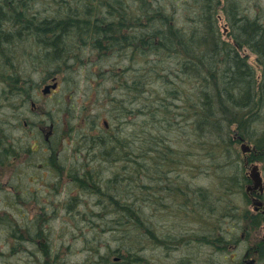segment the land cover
I'll return each instance as SVG.
<instances>
[{"label": "rangeland", "instance_id": "374dc122", "mask_svg": "<svg viewBox=\"0 0 264 264\" xmlns=\"http://www.w3.org/2000/svg\"><path fill=\"white\" fill-rule=\"evenodd\" d=\"M34 1H23L22 11L23 8L26 11L18 21L34 22L29 14L30 3ZM75 1L35 2L41 14L52 18L58 10H62L60 17L63 16L68 5L69 10H81V1ZM230 1L236 11L264 17V0H227L228 4ZM215 2L218 3L214 11L215 28L222 37H230L227 16L221 10L227 2ZM104 6L99 7V12L94 10L96 8L89 10L91 17L105 13ZM43 7L48 8L45 14ZM177 14L178 22L186 20ZM118 19V24L112 26L116 40L121 34L133 31L131 26L126 27L129 21L123 24V19ZM52 25L54 22L51 28ZM31 29V32L38 31L33 25ZM40 30L44 36L39 38L50 41L46 27ZM0 33L13 38L15 31L0 22ZM79 38L75 39L77 43L64 44L69 48L62 54L65 67L60 63L63 60L51 59L48 50L47 53L38 48L27 50L15 37L14 52L6 50V57L2 58L0 49V90H4L0 91V123L8 135L6 140L11 141L12 153L0 164V215H15L17 218H11L16 223L15 233L20 235L0 237V264H264V244L256 247L257 253L247 252L262 234L259 230L264 221L252 227L244 219L245 213L251 217L253 210L242 182L243 176L250 172L249 157L255 150V138L245 137L231 144L228 153L223 154L219 148L221 142L209 133L213 128L207 123L197 122V125L191 121L179 127L177 122L184 118L178 115V120H172L174 103H178L174 94L183 92L184 97H190L191 103L193 95H200L203 87L200 77L194 74L175 77L178 67L175 57L161 59L160 54L150 55V50L133 49L130 44L115 46L117 51L105 57L89 42L81 43ZM78 43L83 46L80 48ZM242 54L255 70L256 79H260L261 68L255 53L245 48ZM52 60L58 63L57 67L46 65L53 63ZM15 70L18 78L13 77V83L18 88L10 92L6 90L7 82L11 81L8 73ZM53 77L58 87L43 94L42 87L52 84ZM130 79L138 81L133 97L129 90L120 88L122 84L129 85ZM31 101L35 103L34 108H31ZM129 108L136 111L134 115H127L125 110ZM95 114L97 117L91 116ZM260 121L264 122V116ZM257 124L260 128L264 126ZM199 127L209 131L205 137L200 136ZM151 130L162 133L166 142L168 140L173 146L168 149L176 158L171 173L152 170L162 164L159 169H163L170 161L161 159L162 149L150 139ZM112 135L125 136L119 141L129 146V140L124 139L131 136L132 140L139 141L134 145H139L144 152L158 151L155 153L158 157L152 159L154 174L147 170L141 173V182L135 188L137 173H130V155L125 148L121 149L126 155L121 150V155L115 154L113 145L109 144ZM89 142H93L92 145ZM242 143L250 150L243 152ZM261 157L263 160L255 163L264 179V155ZM82 168L85 171L93 169V173H82ZM168 169L165 168L166 172ZM160 174L164 176L161 178ZM89 175L95 186H91ZM98 185H101V194L98 191L91 194L89 191ZM80 186L88 192L79 191ZM115 187L123 188V200L118 199L116 209H121L125 200L133 210L137 207L134 212L140 209L144 220L142 230L132 219H118L115 210L109 207L105 215L100 212L99 203H107L104 196ZM8 194H11L10 199ZM187 198H190L188 202ZM101 215L103 217L97 220ZM89 218H94L92 223L87 222ZM125 220L128 223L124 225ZM90 223L93 227L89 228ZM118 223L122 225L120 229L109 230L107 225ZM147 226L151 228L149 231ZM31 227L38 228L37 233L30 235ZM227 230H231V240L226 239ZM83 232L88 239H83ZM47 236L51 237L49 246L53 248L48 254L45 252ZM153 236L156 239L150 240ZM162 243L168 247L164 249ZM129 253L137 254L126 258ZM116 256L121 259L114 261Z\"/></svg>", "mask_w": 264, "mask_h": 264}, {"label": "trees", "instance_id": "16d2710c", "mask_svg": "<svg viewBox=\"0 0 264 264\" xmlns=\"http://www.w3.org/2000/svg\"><path fill=\"white\" fill-rule=\"evenodd\" d=\"M80 1L81 10L78 11L76 8L75 10H69L70 6L68 5L63 16L53 21L54 25H52V28L51 24L53 22L48 24L46 32L51 36V43L47 47L49 48L51 59H59V61L63 60L64 62L62 54L64 50H69L64 44L67 42L66 45H68L69 42L71 43V38L75 37L77 39L79 36L81 43L82 41L89 42L88 44L97 53H102V56L105 57L109 56V52L117 51L115 46L128 44L133 49L150 50L152 52L150 55L160 54L161 59L166 56H173V58L177 59L178 65L176 71H174L175 77L194 74L196 77H200L201 86L203 87L200 95L196 93L193 95L194 98L191 103L181 98L180 95L174 94V100H178L175 101L178 103L173 102L175 104L173 108L175 115L172 120L174 118L178 120V115L184 118L177 122L179 127L182 123L189 124L191 121L195 124L197 122L207 123L208 127L213 128V132L204 131V127H199L200 136L205 137L206 131L215 135V138H218V141L222 143L219 144V148L223 154L228 153L227 150L231 144L234 145L235 142L237 143L245 137L255 138L253 139L255 150L250 153L249 161L263 160L261 156L264 155V126L260 128V125L257 124V122L264 124V122L260 121L261 117L264 116V17H259L261 14L257 16L247 12L241 13L236 11L231 1L228 4L227 0H225V3H227L221 10L225 11L228 26L231 29L230 40H227L221 37L214 25L217 20V17L214 16V11L218 4L215 0ZM94 2H96V5ZM64 3L66 4L67 1H64ZM75 3H79V0L75 1ZM100 6L105 7V13L102 15L101 13H96V15L91 17L89 10L96 8L94 10L99 12ZM181 11H184V15L180 14ZM177 13H179L181 18L185 17L186 20L178 22L176 20ZM109 18L111 19L108 21ZM118 18L123 19V24L129 21L126 27L131 26L133 31L126 35L122 34L116 40L113 37L112 26L114 27L118 24ZM91 37H94V39ZM230 41H233V43ZM99 45H103V47L100 46L98 48L97 46ZM243 48L255 53L256 60L261 68L260 79H256L255 70L247 62L246 55L242 54L241 50ZM133 81L138 83L135 79ZM207 81L209 82L207 83ZM172 82L174 83V79H172ZM204 85L209 88L203 89ZM120 88L124 91L129 90L133 97V93H136L138 89V84L134 88L131 86L126 87L122 84ZM207 90H210L211 93ZM189 99L190 97H188ZM125 112L127 115H134L136 111L129 108ZM217 114L219 116L214 118ZM148 116L152 118L151 113H148ZM91 123H94V121L92 120ZM168 123H171V121L168 120ZM2 125L0 123V164L12 156L11 141L6 140L8 135ZM151 132L153 135H151L150 139L154 140L156 145H160V149H162L161 159L164 161L165 158H168L170 161L163 169H159L163 166L162 164L157 169L152 170H156L157 173H171L176 158L168 149L170 147L173 148V146L168 140L169 144H166V136L162 135V133L155 130H151ZM124 137L112 135L109 144L113 145L115 154L121 155L123 152L121 148L127 149V152H124L130 155V173H137L135 175L137 179L136 182L134 180L133 185V188H135L141 182L140 174L146 173V170L151 171V167L154 164L153 160L158 157L155 153H158V151L146 150L144 152L138 147L139 145H134L139 141L132 140L131 136L124 139V141L129 140L130 146L123 144L119 140ZM89 143L92 145L93 142ZM209 150L213 151L212 149ZM124 152L123 154L126 155ZM213 152L215 153V151ZM138 166L139 168H137ZM144 166L150 167V169H146V167L144 169ZM167 167L169 169L166 172L165 168ZM81 170L82 173H93V170L85 171L83 168ZM248 182L247 176L244 175L242 184L246 185ZM117 192L121 193L118 190ZM7 197L10 199L11 194H8ZM112 201L118 203L116 200ZM120 208L118 210L115 208L114 213L118 215L120 211H126L130 215L132 213L133 215L135 214V209L133 210L131 205L125 207L121 205ZM245 216L243 218L249 221L248 224L252 227L259 224L258 220H255V216L249 217L246 213ZM11 217L17 218L15 215H0V237H12L1 234L4 231L3 227L1 228V225H3L1 223L4 220L8 221V224L4 225L6 226L5 230L8 228L10 234H12V230L15 232V222L12 225ZM226 232H228L226 236L231 237V233H229L231 230ZM230 237L229 239L231 240ZM227 242L226 240L225 245ZM221 246L219 248H222ZM219 248L218 250H220Z\"/></svg>", "mask_w": 264, "mask_h": 264}, {"label": "bare ground", "instance_id": "6f19581e", "mask_svg": "<svg viewBox=\"0 0 264 264\" xmlns=\"http://www.w3.org/2000/svg\"><path fill=\"white\" fill-rule=\"evenodd\" d=\"M10 2V4L9 5H7V2ZM23 1L24 0H0V22H1V25H7V27L8 28H11V30L14 32L15 31V33H14V35H13V38L15 37V39H16V41L17 42H20V45H22V46H25L26 48H27V50L29 49V50H35V49H40V50H43V52H45V53H47L46 51L47 50H49V48L47 47L48 45H49V43H51L50 41H49V39H40L39 38V36H44V35H42L43 33V31L42 30H40V27H46V29H48V24L52 21V20H57V19H59V17H60V15L62 14V10H58L57 11V14H55V15H53L52 16V18L51 17H49V16H47V15H43V14H41V10L40 9H38V8H36V2L35 1H38V0H35L34 2H32V3H30V7H29V14H30V16H31V18L33 19V21L34 22H31L30 20L27 22V21H18V17L19 16H21V14L23 13V11H26V10H24V8H23V11H22V7H21V4H23ZM26 1V0H25ZM5 4V5H4ZM66 9V8H65ZM65 9H64V11H65ZM42 10L44 11V14H45V12H47L48 11V8L47 7H43L42 8ZM65 13V12H64ZM180 14L181 15H184V11H181L180 12ZM16 22V24L17 25H15L14 26V23ZM17 22H19V23H17ZM19 24V25H18ZM34 26V27H36V28H38V31L37 32H31L30 30H33V29H31V26ZM216 27H217V25H216V23L214 24ZM5 27V26H4ZM3 27V28H4ZM218 29V28H217ZM122 33H123V31H121ZM129 33V32H128ZM128 33H126V34H128ZM38 34V35H37ZM227 34V33H226ZM225 34V35H226ZM24 37H23V36ZM124 35V34H123ZM221 35V34H220ZM33 36V37H32ZM121 36H122V34H121ZM29 37H30V39H29ZM37 37V38H36ZM221 37H222V35H221ZM12 37H10V36H7V35H4L3 33H0V49L2 50V52H3V56H1L2 58H5L6 57V54H5V51L6 50H8V51H10V52H14L15 50V45H17V42L15 43V41H14V39H13ZM92 39H94V37H91ZM223 39H227V40H230V37H226V38H224V37H222ZM29 39V40H28ZM70 41L71 42H73V43H77V41H75V37L74 38H71L70 39ZM231 43H233V41H230ZM30 43H32V45H30ZM5 44V46H3ZM79 44V43H78ZM35 46H36V48H35ZM81 46H83L82 44H79V47L81 48ZM100 46H102L103 47V45H99V46H97L98 48H100ZM245 48H243L242 50H244ZM241 50V51H242ZM12 54V53H11ZM245 55V54H244ZM47 57V56H46ZM35 58H37L36 56H35ZM176 59V58H175ZM177 60V59H176ZM62 65H63V67H65L66 66V60L64 61V62H60ZM52 65V67H54V66H56L57 67V65H58V63H47L46 65ZM163 68H164V66H162ZM161 67V72L163 73L164 71H163V68ZM35 69V68H34ZM165 69V68H164ZM37 71H38V66H37V69H35V72L37 73ZM9 75L8 76H10L11 77V81H9V82H7V87H6V90H8V91H10V92H12L13 91V88H18V87H16V86H14V83H13V77H17L18 78V76L16 75V70L15 71H11V73H8ZM210 76V75H209ZM121 84H122V82H121ZM138 83L137 82H135V81H133L132 79H130V84L129 85H127V84H124L126 87H128V86H131L132 88H134V87H136V85H137ZM205 86V85H204ZM39 87V86H38ZM207 88H209L208 86H205L203 89H207ZM3 90V89H2ZM2 90H0L1 92H2ZM4 91V90H3ZM51 90H46V86L44 85L43 87H42V89H41V92L43 93V94H47V93H49ZM209 93H211L210 92V90H207ZM179 92V91H178ZM14 94V93H13ZM183 92L181 93V95H180V97L181 98H183V99H185V100H187V102L188 103H190L189 102V100H188V97H184L183 95ZM14 96H15V94H14ZM28 101V100H27ZM23 103H21V105H22ZM35 107V103L33 102V101H31V108H34ZM91 116H93L94 118L95 117H97V115L95 114V115H91ZM92 125H94V124H91V126ZM30 149H32V147H30ZM45 149V148H44ZM91 170H93V169H91ZM127 173V172H126ZM160 176H161V178L164 176V175H161L160 174ZM166 176V175H165ZM136 179H137V177L135 178V182H136ZM143 179V178H142ZM89 180H90V182L93 184V185H91V186H95V183L92 181V179H91V177H90V175H89ZM94 181H95V179H94ZM143 181V180H142ZM158 182H163V181H159L158 180ZM144 184L145 185H147V183L146 182H144ZM81 188L79 189V191H81V192H88V191H86L85 190V188H84V186H80ZM98 187H99V189H98ZM149 187V186H148ZM149 188H151V187H149ZM187 188V187H186ZM122 189L123 188H121V187H118V188H113V189H111V193L110 194H108L107 196L105 195L104 197H106L105 199L108 201L107 203H105V202H101V203H99L100 204V206H101V213H104V215L106 214V209L109 207V208H111L112 209V211L113 210H116L115 208V205H117V203L115 202H113L112 200H116V201H118V199H119V201L123 198V195L121 194V193H118L117 192V190L118 191H122ZM97 191L101 194V192H102V188H101V185L99 186H97V187H94V188H92V190L91 191H89L91 194H93V193H97ZM184 194H185V192L183 191V190H181ZM84 194V193H83ZM85 195V194H84ZM159 195V194H158ZM190 200V198H187V202ZM129 201L128 200H125V201H123L122 202V205L125 207V206H128V205H130V203H128ZM130 202H132V201H130ZM261 204H255V206H254V208L253 209H258L259 208V206H260ZM136 209H137V207H136ZM135 209V210H136ZM129 214L130 213H128V212H126V211H120V213L118 214V219H127V220H129V219H132V222H134L135 221V223L136 222H138V223H136V227H138L140 230H142L141 228L143 227V221L144 220H142V216H141V210L139 209L137 212H135V216L133 215V213L131 214V216L133 217H129ZM103 217V215H101V216H98V218H96L97 220H99L100 218H102ZM94 218H89L88 219V221L87 222H90L91 221V223L93 222L92 220H93ZM255 220H258V223L260 224L262 221H264V219H263V217H261V216H255ZM11 221V220H10ZM9 221V222H10ZM11 223H12V225H13V221H11ZM88 224V226L87 227H93V225L92 224ZM128 222L125 220V222H124V225L125 224H127ZM1 224H3V225H1V228L3 227V229H4V231L3 232H1V234H3V235H9V236H12V237H20V235H17L15 232H14V230H12V234H10V231H9V229L7 228L6 230H5V227L6 226H4L5 224H8V221H6V220H4L3 221V223H1ZM10 224V223H9ZM14 225H15V228H16V223H14ZM107 226H109L108 228H109V230L110 231H112V232H114V230H117V229H120L121 227H119V226H122L121 224H111V225H107ZM88 228V232H90V229ZM108 228H106V229H108ZM151 228H149L148 226H147V231H149ZM36 231H38V228H36L35 227V229H34V227H31L30 228V230H29V234L31 235L32 233H34V232H36ZM42 232L44 231V229L42 228V230H41ZM259 232H261L260 230H259ZM148 233V232H147ZM152 233H153V231H152ZM262 235V234H261ZM260 235V236H261ZM260 236H258L257 237V239H255L254 240V243H252L250 246H249V250L247 251V252H253L255 249H256V247H255V245H259L261 242H263V240L260 238ZM7 237V236H6ZM31 237V236H30ZM82 237H83V239L84 240H86V238H87V233H82ZM88 239V238H87ZM149 239L150 240H155L156 238L153 236V237H149ZM47 240H49V241H47V248L45 249V252H46V254H48V253H50V252H52L53 251V248H52V245L51 246H49V243H50V241H51V237L50 236H47ZM163 244V247H164V249H165V247L167 248L168 247V245H166L165 243H162ZM170 246H172V245H170ZM98 250V249H97ZM115 251V249H113L112 250V252H114ZM56 252V251H55ZM142 253V252H141ZM141 253L139 252L138 254L141 256ZM57 254V253H56ZM137 253H135L134 255H133V253H129V256L128 257H126V258H130V257H135V255H136ZM128 255V254H127ZM120 256H122V255H120ZM123 258V257H122ZM121 259V257H113V260L114 261H119ZM112 260V259H111ZM125 260V259H124ZM95 261H97V260H95ZM251 262H248V264H250ZM129 264V263H128Z\"/></svg>", "mask_w": 264, "mask_h": 264}, {"label": "water", "instance_id": "95a60500", "mask_svg": "<svg viewBox=\"0 0 264 264\" xmlns=\"http://www.w3.org/2000/svg\"><path fill=\"white\" fill-rule=\"evenodd\" d=\"M56 87V82L51 84L50 86H46V90H50V88H55ZM241 149L243 152L249 151L250 147L246 145L245 143L241 144ZM248 177L251 180V183L247 185L246 190L247 191H253V190H258L260 192L263 191L264 185L262 181V176L261 172L259 170V165L257 163H252L250 166V172L248 174ZM255 204H261L260 201H254Z\"/></svg>", "mask_w": 264, "mask_h": 264}, {"label": "flooded vegetation", "instance_id": "af4514ba", "mask_svg": "<svg viewBox=\"0 0 264 264\" xmlns=\"http://www.w3.org/2000/svg\"><path fill=\"white\" fill-rule=\"evenodd\" d=\"M248 198L250 200H252L253 198H258L261 201V205L259 206V208L258 209H253L251 211V215H253V216H261L264 219V191L262 193L252 192V194H248ZM260 231L262 232V235L260 236V238L263 240V242H261V244H264V226H262L260 228ZM229 237L227 239H229ZM257 246L258 245H255V247H257ZM254 251L257 253L256 250H254Z\"/></svg>", "mask_w": 264, "mask_h": 264}]
</instances>
